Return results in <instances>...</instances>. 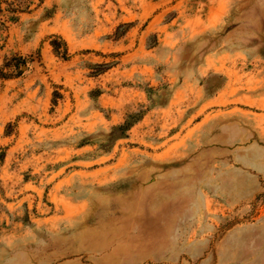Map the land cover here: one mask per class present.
Listing matches in <instances>:
<instances>
[{
  "label": "rangeland",
  "instance_id": "obj_1",
  "mask_svg": "<svg viewBox=\"0 0 264 264\" xmlns=\"http://www.w3.org/2000/svg\"><path fill=\"white\" fill-rule=\"evenodd\" d=\"M10 3L29 0H0V264H264L263 109L203 99L231 68L264 87V0Z\"/></svg>",
  "mask_w": 264,
  "mask_h": 264
},
{
  "label": "crops",
  "instance_id": "obj_2",
  "mask_svg": "<svg viewBox=\"0 0 264 264\" xmlns=\"http://www.w3.org/2000/svg\"><path fill=\"white\" fill-rule=\"evenodd\" d=\"M224 14V7L222 6V12L218 16H214L212 12H207L205 16L197 15L190 21V29L188 27L190 34L201 35L202 33L211 30L223 20ZM218 60L219 59H216V63L211 57H206V59L200 63L196 72L210 78L211 76L218 74V67L224 68V65L227 68L229 67L228 65L226 66V64L218 63ZM212 65H214V67L217 66V69L207 72V69ZM231 70L233 71L232 73L227 72L225 75H222L224 81L218 86L216 90L217 92L203 97L207 109L238 104L245 106L248 110L254 108L263 109V112H258V114L264 117V87L258 83L257 79H254V76L250 77L243 74H237L234 69L231 68ZM245 77L246 79H244ZM251 82L252 84H258L255 86L250 85Z\"/></svg>",
  "mask_w": 264,
  "mask_h": 264
},
{
  "label": "trees",
  "instance_id": "obj_3",
  "mask_svg": "<svg viewBox=\"0 0 264 264\" xmlns=\"http://www.w3.org/2000/svg\"><path fill=\"white\" fill-rule=\"evenodd\" d=\"M36 0H29V4L27 6H20V5H14L13 3H10L9 8L7 9L11 15L8 17L9 21L12 22H17L19 20V15L21 13H28L32 10V3L35 2ZM46 2V0H39L38 6H42L44 3ZM2 25H5V21H2ZM50 43L55 51V53L57 55H59L60 57H62L64 60H68L71 57V53L69 50V46L66 40H64L63 38H58V37H54L50 39ZM20 64H26V60L25 59H21V63ZM62 97L61 93L56 92L54 93V97H53V104L54 106H56L58 104V99ZM144 116V114H139L137 119L132 121L129 120H125L124 123L121 125V128L123 129L124 132H127L131 129V127L134 125V123L136 121H138L139 119H141Z\"/></svg>",
  "mask_w": 264,
  "mask_h": 264
}]
</instances>
